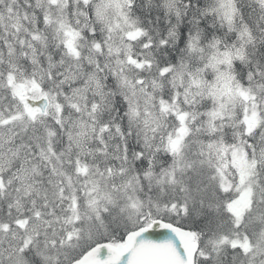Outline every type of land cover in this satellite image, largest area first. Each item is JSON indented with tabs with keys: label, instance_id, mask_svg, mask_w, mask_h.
I'll list each match as a JSON object with an SVG mask.
<instances>
[{
	"label": "snow or ice",
	"instance_id": "6c2138e0",
	"mask_svg": "<svg viewBox=\"0 0 264 264\" xmlns=\"http://www.w3.org/2000/svg\"><path fill=\"white\" fill-rule=\"evenodd\" d=\"M0 264H264V0H0Z\"/></svg>",
	"mask_w": 264,
	"mask_h": 264
}]
</instances>
